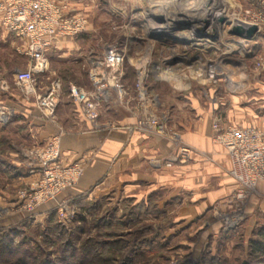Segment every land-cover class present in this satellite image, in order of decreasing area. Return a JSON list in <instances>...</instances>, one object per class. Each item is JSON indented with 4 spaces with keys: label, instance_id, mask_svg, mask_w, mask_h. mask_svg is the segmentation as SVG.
Segmentation results:
<instances>
[{
    "label": "rangeland",
    "instance_id": "1",
    "mask_svg": "<svg viewBox=\"0 0 264 264\" xmlns=\"http://www.w3.org/2000/svg\"><path fill=\"white\" fill-rule=\"evenodd\" d=\"M75 1H79L75 7L78 10L69 14H82L88 21L81 34L85 36L77 43V59L89 55L91 66H55L58 71L74 69L61 74L66 89L83 84L84 91L91 94L97 93L100 83L105 84L96 104L99 118L94 125L113 130L124 127L129 132L145 131L179 141V133L165 111L171 110L176 101L187 104L188 99L194 98L204 105L214 104L211 129L215 120L220 127L237 126L226 120L227 109L234 103L244 107L248 104L244 96L249 100V96L256 95L251 85L264 83V24L258 27L261 35L258 32L256 39L234 35L237 27L260 24L264 0ZM211 13L218 14L217 25ZM7 41L0 26V107L8 105L11 110H18L22 98L37 103L40 111L42 97L39 99L37 94L50 86L55 77L38 74L40 63L30 62L34 66L33 82H17L16 74L25 71L27 63ZM113 48L122 62L108 69L104 57ZM120 72L125 75L126 89L112 91L113 85L122 84L117 80ZM140 80L143 92L139 96ZM72 102L64 90L62 103L70 111L75 105ZM56 111L57 107L52 117ZM120 116L135 121L122 126L116 119ZM3 120L0 115V149L7 142L30 146L29 139L23 138L19 130L21 124L14 123L11 117L6 125ZM180 146H174L164 160L165 169L190 161V155L187 160L178 157ZM187 147L192 153V148ZM58 158L61 162L60 155ZM26 159L28 165L30 160ZM227 172L230 175V169ZM104 179L101 188L85 196H59L61 213L52 202L49 205L53 207L42 214L38 213L39 208L34 214L27 213L24 226L20 222L0 227L7 232L16 228L10 234L13 245L7 253L0 254V264H62L65 247L66 256L75 257L73 264H264V256L252 255L249 248L251 240L264 243V213L256 210L250 214L246 209L257 188L244 200H235L233 192L225 200L201 209L189 193L176 194L141 181L133 184L131 172ZM7 184L1 176L0 187ZM31 184L3 189L17 197ZM10 212L0 211V223ZM57 231L62 232V239L57 237ZM67 243L72 247H67ZM87 251L88 258L79 254ZM69 261L72 263V259Z\"/></svg>",
    "mask_w": 264,
    "mask_h": 264
},
{
    "label": "crops",
    "instance_id": "2",
    "mask_svg": "<svg viewBox=\"0 0 264 264\" xmlns=\"http://www.w3.org/2000/svg\"><path fill=\"white\" fill-rule=\"evenodd\" d=\"M56 1L65 5L70 13L78 10L75 7H78L79 1ZM5 34L11 48L26 60L27 64L24 65L26 70L31 61L24 54V44L13 35L6 32ZM259 34L261 35L260 32ZM84 36L80 34L73 38H57L39 64L40 69L36 70L38 74H50L55 77L50 86L41 88L37 94L42 100L50 94L57 96L59 103L54 117L47 118L38 111L37 103H28L27 99L22 98L19 99L18 110H11L8 105L0 107L3 124L6 125L10 117L14 123L24 124L23 127L20 125L19 130L23 138H28L30 143L27 144L30 146L26 147L7 142V146L0 149V178L3 176L9 182L0 187V211L4 213L11 211L4 219V223H0V227L6 228L27 218V213L21 209L13 210L18 206L17 197L3 187H27L36 179L28 172L26 151L45 144L51 137H59V153L63 165L80 163L83 167V173L76 185L65 190L60 198L74 199L85 196L94 189L101 188L105 184L103 181L106 180H102L103 178H111L113 174L120 177L128 172L132 173L133 184L136 181L147 182L154 188L169 189L176 194H191L198 202V208L201 209L223 201L235 192L237 183L227 174L232 167L231 161L222 147L214 144L212 140L211 123L215 113L214 104L204 105L198 99L191 98L186 101L187 104L176 101L171 110H165L179 133V141L159 138L145 131L129 132L124 127L113 130L102 125H94L83 117L80 107L73 102L74 109L68 110L69 106L62 103V97L65 90L68 98L69 88L63 87L61 74L64 70L72 72L74 69L60 68L58 71L55 63L63 66L71 65L70 68H74L72 66L79 63L83 66L88 64L90 67L89 55L79 57L80 61L77 59V56H80L77 52L79 50L77 43ZM88 70L87 76L91 73V69ZM117 80H121L122 84L119 87L113 85L112 91L118 92L119 88L124 91L126 85L123 72L118 74ZM79 85L85 90L83 84ZM251 86L256 95L249 96V100H247L248 96H244L248 103L244 107L236 106L235 103L229 107L226 120L240 127L247 126L264 131V83H255ZM116 119L122 126L135 121L122 116ZM185 144L193 151L190 154V161L185 165L165 169L164 160L172 153L173 147ZM156 161L158 162L155 163ZM141 172L148 174L144 176L140 174ZM52 207L53 205L49 203L42 205L38 213L42 214ZM246 209L250 214L256 210L264 213V181L258 184L256 193L247 202Z\"/></svg>",
    "mask_w": 264,
    "mask_h": 264
},
{
    "label": "built area",
    "instance_id": "3",
    "mask_svg": "<svg viewBox=\"0 0 264 264\" xmlns=\"http://www.w3.org/2000/svg\"><path fill=\"white\" fill-rule=\"evenodd\" d=\"M254 24L258 27L263 25L264 18L260 24ZM0 26L21 41L24 54L33 64H38L57 38H73L84 33L88 21L82 14H69L67 7L56 0H0ZM121 62L122 57L116 49L106 52V68L114 69ZM33 70L34 66L30 65L27 70L17 73L15 79L19 83L30 84L33 82ZM141 80L137 85L139 96L143 92ZM104 88L105 84L100 83L97 93L90 94L78 87H70V99L80 107L83 117L90 123L99 118L96 104ZM57 104L56 96L50 94L41 100L39 110L44 116L52 117ZM212 132L213 143L221 146L231 161L230 176L237 183L234 199L244 200L264 181V131L253 127H220L219 121L215 120ZM190 151L189 147L181 145L178 157L185 159ZM59 155V137L26 152L25 156L30 160L28 172L36 179L29 188L18 193V205L22 211L34 214L42 205L53 202L61 213L63 206L59 196L76 185L82 168L78 163L61 164Z\"/></svg>",
    "mask_w": 264,
    "mask_h": 264
},
{
    "label": "trees",
    "instance_id": "4",
    "mask_svg": "<svg viewBox=\"0 0 264 264\" xmlns=\"http://www.w3.org/2000/svg\"><path fill=\"white\" fill-rule=\"evenodd\" d=\"M24 225H26L24 222H22L20 224V226H24ZM14 230H16V228L8 229V231L11 232V233L5 231V229L0 230V248H1L0 254L1 255L7 253V251L13 245V243L11 241V238H10V234H12V232H14ZM58 235L59 236H57V237L62 239V236H61L62 232H58ZM66 245H69L67 247H72L70 243H67ZM65 248H64V250H62L63 256L65 255L64 259H62L63 260L62 264H73V263H75L76 261H75L74 255H69V257H67L66 254H68L67 253L68 251ZM249 248H250V253L252 255H254V254H260L261 255L262 254L264 256V243L262 241H255V240L249 241ZM79 254L85 256L86 258H88L89 251H87V253L86 252H84V253L81 252ZM79 254H78V256H80ZM69 259H72V263L69 261ZM262 262H264V259H263ZM33 263L35 264V262H33ZM243 264H250V263L248 261H245V262H243Z\"/></svg>",
    "mask_w": 264,
    "mask_h": 264
},
{
    "label": "water",
    "instance_id": "5",
    "mask_svg": "<svg viewBox=\"0 0 264 264\" xmlns=\"http://www.w3.org/2000/svg\"><path fill=\"white\" fill-rule=\"evenodd\" d=\"M258 32L259 28L256 25H243L235 28L234 35L252 40Z\"/></svg>",
    "mask_w": 264,
    "mask_h": 264
},
{
    "label": "bare ground",
    "instance_id": "6",
    "mask_svg": "<svg viewBox=\"0 0 264 264\" xmlns=\"http://www.w3.org/2000/svg\"><path fill=\"white\" fill-rule=\"evenodd\" d=\"M170 16V15H169ZM168 16V17H169ZM210 16L213 18L212 20L214 21V23L217 25V22L219 20L218 18V14H214V13H211Z\"/></svg>",
    "mask_w": 264,
    "mask_h": 264
}]
</instances>
